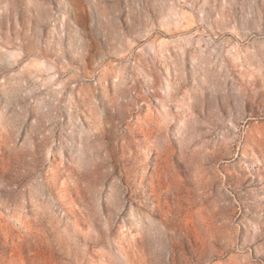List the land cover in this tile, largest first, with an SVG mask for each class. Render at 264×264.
<instances>
[{"label":"rangeland","instance_id":"obj_1","mask_svg":"<svg viewBox=\"0 0 264 264\" xmlns=\"http://www.w3.org/2000/svg\"><path fill=\"white\" fill-rule=\"evenodd\" d=\"M0 264H264V0H0Z\"/></svg>","mask_w":264,"mask_h":264}]
</instances>
